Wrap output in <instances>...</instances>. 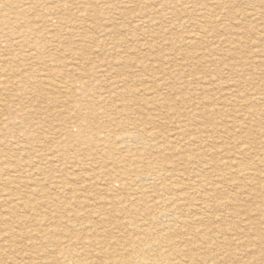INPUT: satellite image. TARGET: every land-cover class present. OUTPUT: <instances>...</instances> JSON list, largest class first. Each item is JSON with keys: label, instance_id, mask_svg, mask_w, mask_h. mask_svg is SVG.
I'll list each match as a JSON object with an SVG mask.
<instances>
[{"label": "rangeland", "instance_id": "rangeland-1", "mask_svg": "<svg viewBox=\"0 0 264 264\" xmlns=\"http://www.w3.org/2000/svg\"><path fill=\"white\" fill-rule=\"evenodd\" d=\"M182 1L0 0L19 3L0 15V236L142 206L168 219L171 199L178 234L203 218L228 264H264V0Z\"/></svg>", "mask_w": 264, "mask_h": 264}, {"label": "bare ground", "instance_id": "bare-ground-1", "mask_svg": "<svg viewBox=\"0 0 264 264\" xmlns=\"http://www.w3.org/2000/svg\"><path fill=\"white\" fill-rule=\"evenodd\" d=\"M216 1H218L216 3L217 7L214 6L213 8L220 11L221 8L226 7L224 0ZM184 2L182 0H170V5L174 7L182 6ZM238 3L251 4L257 12V0H241ZM15 4L19 3L1 2L0 15L3 16V14L9 10L14 11L10 12V15H17L18 12L16 9L19 7ZM195 6L204 7V4L201 1H196ZM254 9L251 10L254 11ZM255 11L251 16L257 15ZM227 13L230 17H234V13L230 9H228ZM206 15V17H203L205 22L202 25V29L207 30V27L211 29L215 28L214 25L217 24V21L213 18L216 17V15H213L210 11L206 12ZM1 21L6 22L9 21V19L4 17ZM1 21V24H7ZM62 25L67 26L68 24ZM1 78L0 76V80ZM58 83L60 84L56 87L59 88V90L69 91L70 89L72 90L74 86L71 83L68 84V82L63 81H58ZM104 138L106 139L105 136ZM123 140H125L124 142L135 143V136H127L124 137ZM98 147L102 151H107L109 149L108 146H103L102 144ZM114 149L116 150V147ZM54 153L60 152H52V154ZM49 161H51V159ZM123 168V165H115V167L111 168V170L113 169L112 171L116 173L113 179L115 182L119 183V181H121L120 173ZM149 177L154 181L160 180L159 176L151 175ZM1 179L2 183L6 186L11 183V179L8 177ZM204 184L205 180L198 181L197 185L202 187ZM213 191H216L215 185ZM3 198L5 197H0V204ZM4 201L6 200L3 199L2 202L4 203ZM160 201L162 202L163 199ZM171 201V199H168L163 202V206L171 208V213L167 216L168 219L147 216L151 213L152 209L147 210L146 206H142L144 207V211H141L142 207L139 208L138 211L137 209H133L134 216L136 214V216L141 217L135 218L129 215L128 217L121 218L107 217L89 220L79 225L74 223L75 226L73 228L76 227L79 230V234L76 235H71V233L64 230L62 232H57L55 230L57 225L67 227L70 222L59 223V221L50 222L39 220L34 223L30 222V224H23L19 220L20 227L10 228L8 227L9 224L6 223L5 225V221L3 222L5 229L4 231L2 230L4 234L0 236V244L3 245L6 243V247L4 246L5 248H3V246H0V264H2V261H4L3 264H228L235 256L234 254L225 253L222 255L214 239L199 236L202 232L199 231L200 229L198 227L203 225L205 219H194V221H196L194 222L196 227L193 230L191 238L178 234V232L182 231V225L177 224V222L173 220V212H176L178 206H173V202ZM111 204L112 206L115 205L113 203ZM86 205L87 204H85V206ZM93 206L94 209H97L95 205ZM201 210L199 212H203ZM129 211H131V209H129ZM143 213H145V215ZM195 216L197 215L195 214ZM213 220L214 218L208 219V222H212ZM210 246H212L213 252H215L214 254H209V252L205 251L206 248L209 249ZM44 247L46 249L42 250ZM241 264H248V262L247 260L241 261Z\"/></svg>", "mask_w": 264, "mask_h": 264}]
</instances>
